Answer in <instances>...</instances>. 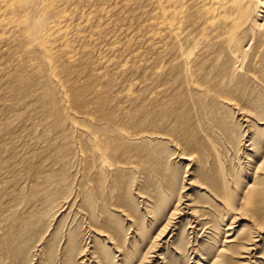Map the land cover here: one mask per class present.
<instances>
[{
    "label": "bare ground",
    "instance_id": "bare-ground-1",
    "mask_svg": "<svg viewBox=\"0 0 264 264\" xmlns=\"http://www.w3.org/2000/svg\"><path fill=\"white\" fill-rule=\"evenodd\" d=\"M55 1L0 0V58L13 54L17 60V66L13 68L16 70L12 72L14 86L8 94L22 98L24 95L33 96L38 103L37 109L46 115L59 136L63 140L70 138L72 129L63 118L67 109L62 104L61 94L53 93L56 84L52 76L56 70H60L59 62L75 65L76 68L80 50L82 53L91 52L89 47L79 50V43L92 44L101 41L105 32L111 33L107 42L111 44L106 55L108 58L99 63V68L105 71L120 68L129 72L141 68L146 61L145 65L151 70L148 80L140 83L134 81L122 90L119 97L123 102L142 99L143 103L136 108L122 110L119 107L118 119L114 121L118 134L128 140L153 138L156 141L175 137L180 142L177 143L178 147L189 150L183 155L186 153L191 157L195 154L197 176L191 179L190 184L196 188V194L205 193L193 195L187 204L191 207L190 215L196 216L199 221L206 220L207 214L202 208L214 200L226 209L240 212L241 218L249 223L246 231L242 230L233 238L228 235L233 221L228 224L227 220L225 224L227 214L223 216V224H213L212 232L219 231L221 246L216 249L213 246V251L207 253V262L249 263L250 258L244 255H252L258 242L264 238L261 235L264 234V127L259 128L260 138L252 137L250 144L245 145V135L232 130L235 120L231 110L242 116L245 122L264 125V0H148L151 13L145 11L141 15L135 13L140 8L141 0H87L83 6L79 2L63 5L51 12L56 19L42 34L40 48L36 50L32 44L26 45L24 21L33 16L41 4L50 5ZM131 10L135 13L131 15L132 18L136 15L140 22L144 20L145 29L130 27L126 33L118 28L117 19L123 16L126 24L127 14L132 13ZM122 31L126 34H122ZM122 39L127 41L129 48L133 49L140 43L145 49L127 57L118 44ZM3 45L5 49H2ZM151 52L156 56L145 60V54ZM8 71L0 62V80L6 78ZM139 87H147L148 90L140 92ZM109 109L105 108L106 113L112 112ZM189 110L193 113L190 114ZM193 120H199L198 123H202L200 132H205L198 143H193L195 137L192 140L191 136L195 128ZM171 123H174L172 129ZM134 125L133 131H129ZM209 131L212 135H209ZM216 131L218 134L231 133L233 148L237 152L244 147L252 153L241 171V168L238 172L231 168V164H226L224 145L218 140L219 135H214ZM57 147L56 160L60 167L38 177V190L34 193L43 207L31 213L34 217H41L47 209L49 202L43 191L54 184L65 185L69 176L75 153ZM165 156L167 154L160 152L156 144L149 147V159L158 160ZM166 166L161 163L156 167L157 176H152L157 179L152 180L147 185L148 190L143 193L147 204L161 203L157 207L159 221L165 216L167 219L173 216L181 202L178 191L175 194L179 196L174 201L169 198L168 202H161L175 183L166 172ZM105 193L102 190L100 196L103 198ZM85 205L81 212L87 217L88 227L100 239V243H108L113 249L125 247L121 244V236L108 229L107 216L102 212L105 222L99 224L89 200ZM122 207L117 206L119 212H126ZM128 218L134 222L131 216ZM29 222L30 217L21 216L10 225H3L0 221V252L4 257L12 254L17 236H20L23 225ZM73 241L72 238L68 240ZM81 247L79 245L77 251L81 257L86 256L82 264H111V249L100 252L94 246L93 251ZM120 255L124 262L135 258V254L133 256L128 249Z\"/></svg>",
    "mask_w": 264,
    "mask_h": 264
},
{
    "label": "rangeland",
    "instance_id": "rangeland-1",
    "mask_svg": "<svg viewBox=\"0 0 264 264\" xmlns=\"http://www.w3.org/2000/svg\"><path fill=\"white\" fill-rule=\"evenodd\" d=\"M76 1L56 0L53 4L38 6L33 16L24 21V43L32 44L33 48L38 50L42 43V34L56 19L50 13L63 5L80 2L83 6L87 0ZM148 3V0H141L140 8L135 13H151ZM135 13L132 11L127 14L129 17L126 24L124 17H119L116 22L118 28L126 33L130 27L145 29L144 20L140 22L136 15L132 18L131 15ZM103 36L101 41L92 44L79 43V50L89 47L92 53H82L80 50L81 61L79 60L76 68L75 65L59 62L60 70H56L52 76L56 84L53 93L56 91L58 95L61 94L62 104L67 109L63 118L72 129L71 137L65 140L46 119V115H42L41 110L37 109L38 103L33 96L24 95L22 98L8 94L14 86L12 72L16 70L13 68L17 66V60L13 54L0 58L2 67H7L10 71L7 73V79L0 80V221L3 225H10L19 216L30 217V222L23 225L20 236L16 238L12 254L6 258L0 252V264H82L86 256L81 257L77 251L79 245L87 247L88 251H93L94 247L100 252L111 249V264H208L209 251H213V246L215 249L221 246L218 241L219 231L212 232L213 224H223V216L227 214L225 224L227 220L228 224L233 221L228 232L233 238L242 230L246 231L249 223L241 218L240 212L226 209L214 200L212 204L202 208L207 214L206 220L199 221L196 216L190 215L191 207L187 204L193 195L198 196L205 192L196 194V188L190 184L191 179L197 176L196 156L186 155L189 150L178 147L177 143L180 142L177 138L156 139L163 141L157 143L153 138H145L148 142L145 139L128 140L118 134L114 121L118 119L119 110L136 108L143 103L142 99L123 102L119 97L122 90L134 81L140 83L148 80L151 70L145 65L146 61L141 68L129 72L120 68L114 71L99 68V63L108 58L106 55L111 46L107 43L111 33L105 32ZM118 44L121 46V52L125 53V56L128 55L127 57L145 49L140 43L133 49L129 48L125 39ZM4 46L2 49L6 48ZM145 55V60L156 56L152 52ZM138 90L143 92L148 88L139 87ZM186 91L190 92L189 89ZM105 106L110 108L109 111L112 109V112L106 113ZM231 112L235 120L232 130L237 131L239 135H245V145L250 144L252 137H261L259 128L264 125L256 126L254 123L245 122L242 116L236 115L232 110ZM189 113L193 111L189 110ZM198 121L193 120V143H198L205 133L200 132L202 123L199 124ZM173 124H170V129ZM135 127L136 125L129 131H133ZM217 134V131L214 132L215 136ZM209 135H212L210 131ZM218 135V140L224 145L226 164H231V168L238 172L241 168V171L248 159H251L252 153L244 147L237 152V149L233 148L231 133L219 132ZM214 140L216 142V137ZM54 143L57 145L53 146ZM154 144L160 152L167 154L163 159H158L159 161L148 157L149 147ZM56 147L75 153L69 167V176L65 185L54 184L43 191L49 202L47 209L41 217H34L31 213L43 207L34 193L38 190V177L60 167L56 160ZM161 163L167 164L165 170L175 182L167 190L168 196L161 202H168L169 198L174 201L176 196H179L175 194L177 191L181 193V202L171 219L165 216L166 218L159 221L157 207H160L161 203L147 204L143 193L148 190L147 185L157 179L152 175H156V167ZM102 190L106 191L103 198L100 196ZM87 200L92 205L99 224L105 222V214L108 218V229L121 236V244L125 247L113 249L112 245L100 243V239L92 234L88 219L81 212ZM115 205L123 206L122 209L126 212H119ZM130 216L134 222L128 218ZM205 223L208 224L204 226ZM70 238L74 241L68 242ZM127 249L133 256L135 254V258L124 262L120 254ZM244 256L250 258L247 264H264V238L258 242V247L252 255Z\"/></svg>",
    "mask_w": 264,
    "mask_h": 264
}]
</instances>
